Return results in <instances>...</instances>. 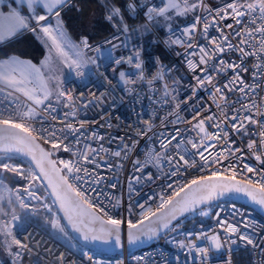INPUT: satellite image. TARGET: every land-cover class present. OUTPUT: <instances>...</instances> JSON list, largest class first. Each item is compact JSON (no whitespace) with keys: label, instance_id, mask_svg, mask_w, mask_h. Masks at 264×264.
<instances>
[{"label":"built area","instance_id":"built-area-1","mask_svg":"<svg viewBox=\"0 0 264 264\" xmlns=\"http://www.w3.org/2000/svg\"><path fill=\"white\" fill-rule=\"evenodd\" d=\"M204 2L207 3L206 0ZM231 2L226 0L213 8H222L225 4ZM244 3V0H239ZM133 4L135 11L129 9L128 5ZM0 6H8L5 0ZM148 6H162L161 0H125V10L133 18H139L145 23L155 37L157 42L162 47L165 58L158 53L144 54L143 46L140 42L127 43L126 32L117 30L111 36L105 38L103 41L90 46L85 52H94L93 48L96 46H107L115 43H121L120 46L111 50V58L99 56L96 64H88V68L84 70L83 77L74 76L69 80L63 82V87L66 91L71 92L74 103L69 108H64L63 104H53L57 108L56 113L49 112L48 114H39L32 122V127L39 133L42 128H60L62 125L52 120V116H56L58 120H63L67 123H72L75 127H80V122H86L84 127L80 130L81 142L75 143V138L68 133V139L65 140L73 151L81 152L86 149V145H91L99 149L101 146L108 149V153L99 152L96 155V162L100 165L95 167L93 163H84L79 161L78 156H73L72 152H65L61 149H52L50 145L44 144L42 140L39 142L47 149H51V155L57 162L72 161L79 163L81 167H86L93 173V176H98L99 183L93 182L92 177H86L89 183L84 184V189L87 195L91 198L92 203L100 207L103 212L98 213L103 218V213H107L114 219L121 221V228L124 230L128 227V222L131 220L136 222L140 219L142 209L140 204L155 208L160 201V196L165 197L172 194L177 188L193 178L210 175L211 171L217 170L224 174V168L230 164H235L236 167L232 169L237 172L238 179L251 177L254 180H259L260 176H252L244 170V163L249 164L258 171L264 170V165L258 163L255 155L260 154V125H251L248 121L243 120V124L248 129V134L242 129L239 133L235 132L231 127V117L237 115L243 116L257 113V107L261 112H264V83L261 80L253 79V72L256 71L254 63L259 62L256 56H249L244 58V67L248 69L247 72H240L245 84L255 85L261 84V87L255 89L253 93L249 90V95L253 96L249 100L244 94L239 91L229 92L224 89V94L229 97L227 103L220 102L221 107H217V103L213 101L211 93L212 86L205 85L197 89L195 95L192 93V88L196 81L193 78L194 74L187 66L189 57L187 53L193 51L184 46L187 38L182 36V29L190 26L194 22L197 15L208 16V13L202 9H198L193 19L187 23L174 27L165 33H159L149 22L146 11ZM259 15V12L255 13ZM211 19V17H209ZM247 21L249 17H244ZM228 23H233L234 29H243L244 24L236 25L233 20H220L219 27L222 32L229 37L230 42L238 44L239 39L234 38V29L225 27ZM259 23V21H258ZM217 26L209 28V37H221V32L216 30ZM200 31L195 34L193 43L200 45H207V40L202 34L203 25H199ZM29 31V30H26ZM87 37H82V39ZM181 38V44H173L172 40ZM259 37H257L258 39ZM88 40V38H87ZM112 41V43H106ZM211 47V45H207ZM249 52L254 49L247 48ZM198 52V49H195ZM139 53V62L141 69H136L134 64L136 62V53ZM132 57L133 64L127 62L128 58ZM222 58L226 61L240 63L241 54L235 51L226 52ZM116 59H121L122 62L117 65ZM193 59H198L195 57ZM162 72V78L153 80V77ZM125 74V78H131L135 82L125 85L121 80L120 73ZM143 73V79L140 78V73ZM233 73L228 70L227 75L220 74L216 76L214 83L216 86L223 88L224 83L229 81ZM152 80V83L149 81ZM179 83H176V82ZM165 86L169 95L165 96ZM175 97V99H173ZM12 97L5 98V94L0 92V113L4 116L9 115L10 111L14 112V108H9V101ZM185 99L187 103H183ZM23 102V97L17 103ZM179 103L180 107L175 106ZM242 104H248L251 108V113L245 112ZM253 104L256 107H253ZM86 105V107H85ZM203 106V108L201 107ZM204 108L208 109L204 111ZM65 112H75V118L71 115L64 116ZM200 113L198 119H203L209 115L216 117L211 122L206 121L205 128L210 134L217 132H227L228 137L224 139H217L213 141L205 140L204 143L208 145V150L204 152L205 157L211 161L214 155L223 154V159L219 163L213 164L211 167L201 166L204 161L196 154V150L188 143L189 140L200 144L203 134L198 129L192 127L197 123V120H192V117ZM174 113V114H170ZM179 119V122L173 124L172 121ZM256 119L264 122V116L258 113ZM147 121V123H145ZM163 121V123H162ZM185 121H191L186 123ZM241 120H237L239 125ZM220 124V128L215 127ZM149 126H151L149 128ZM176 129H179V141H183L177 149V141H173L172 145L167 149L169 154L178 153L176 159L179 160V155H185L189 161H195L196 167H187L180 161L179 171L176 175L170 173L177 171L176 168L168 165L163 161L160 168L149 165L143 172L136 171L133 162L136 160L143 161L146 156L145 153L149 150L153 152H163L160 148L158 137L175 135ZM93 134L102 139H87ZM47 137V133H43ZM250 140H255L257 144L256 153L250 152L247 148ZM231 147H228V145ZM127 145L131 150L127 154L126 159L111 156L112 151L122 150ZM133 145H135L133 147ZM215 145V147H213ZM239 148L240 152L235 155L232 154L233 149ZM203 151V149H201ZM123 156V152H122ZM103 157V159H101ZM237 157L242 159L238 160ZM25 173L29 170V163L22 160ZM109 164L112 165L109 168ZM120 164V167H116ZM66 171V170H65ZM241 173H243L241 175ZM80 175H83L81 173ZM149 175L151 178H149ZM139 178V179H137ZM29 183L28 179H21L15 176L13 184L14 190L22 188ZM36 184L38 194L42 199H45V187H41L38 182ZM74 183H82V181H74ZM115 184V187L112 185ZM172 185V187H168ZM25 201L37 204L38 201H33L26 197ZM50 203L51 200L47 199ZM209 212L208 216H201L197 214H188L175 224H179L178 229L182 225L189 224V229L181 232L178 235H169L174 232L166 230L161 236L150 242L148 245L134 250L123 249L116 255H102L94 252L88 248L83 247L77 249L75 245L60 235H57L52 229L45 230L42 226L35 223L30 217L23 215L19 217V222L13 229L17 239L28 245L31 252L21 250L24 253L22 264H59L56 257L61 253L65 256V264H224L226 260L231 259V264H264V253L260 249H254L252 246H245L244 242L237 239L236 244L229 245L225 241L227 239L226 233L218 224L216 213H220V219L227 222L238 224L242 218L249 221L250 227L248 229L241 228L242 232H247L256 239L257 243H261L264 247V242L261 237L264 236V219L261 218L253 209L231 201H220L203 207ZM234 211H238L241 215H233ZM7 219H10L8 217ZM177 229V230H178ZM190 234V235H189ZM197 234H201V239L197 240ZM217 235L221 239L223 247L220 251L212 248L207 236ZM176 238V239H175ZM235 238V237H232ZM0 237V242L3 241ZM184 242L185 245L194 244L196 247H206L208 251V259L205 261L202 257L197 256L195 250L188 247L180 248L179 243ZM231 250V251H229ZM13 251L15 249L13 248ZM88 251L92 260L83 256V252ZM0 264H13L11 256L3 246L0 248Z\"/></svg>","mask_w":264,"mask_h":264},{"label":"snow or ice","instance_id":"snow-or-ice-1","mask_svg":"<svg viewBox=\"0 0 264 264\" xmlns=\"http://www.w3.org/2000/svg\"><path fill=\"white\" fill-rule=\"evenodd\" d=\"M70 3L71 0H14V3L8 5V11L0 10V43L16 36L22 30L36 31V28H39L40 32L51 42L50 53L54 51L60 64L71 72H75L77 77H83L85 75L84 68L88 64H96L97 58L86 55L85 50L90 48L87 38L82 39L80 44L73 43L64 30L60 19L61 11ZM2 4L3 0H0V5ZM161 5L147 7L146 15L148 20L151 21L157 17H162L165 21H169L172 19V14L183 16L196 9H202L208 13V16H195L194 22L181 30L182 36L187 38L184 46L188 49H193L192 52L187 53L189 57H192L187 60V66L194 74L193 78L196 81L195 86L192 88L193 95L200 87L210 85L213 89L211 97L217 103L218 108L221 107V101L227 103L229 100V97L224 94V89L229 92L239 91L249 100H252L253 96L249 95V90L254 93L256 88L261 87V84H245L240 72L248 71L244 67V58L256 56L259 62L254 63L256 71L253 72V79L261 80L264 83V0H244V3H240L239 0H231L222 8L210 7L204 0H196V2H191V0H161ZM25 6L28 14H24L21 10ZM128 7L135 11L133 4H129ZM257 10L259 15H255ZM246 16L249 19L244 21L243 18ZM53 17L56 19L55 27L50 23ZM116 17L120 19L113 26L118 30L127 32L128 27L123 23V16L119 8H113L108 19L113 21ZM227 19L233 20L236 25L242 23L245 25L243 29H234L233 23L225 25L228 29H234V38L239 39L238 44L231 43L229 37L218 26L220 20ZM32 21L35 22V27L32 26ZM201 24L203 25L202 34L207 40V45H211V47L192 42L195 40V34L200 31L198 26ZM212 26H217L216 30L221 32L220 38L209 37V28ZM257 37L259 38L257 39ZM182 42L181 38L171 41L173 44H181ZM106 43H112V41H106ZM244 46L254 49V51L249 52ZM112 47L115 48L117 45L113 44ZM195 49H198V52ZM92 51L99 53L101 56L106 55L111 58V52L102 50L101 46H96ZM228 51L240 53V63L224 60L222 56ZM195 57H198V59H193ZM121 62V59L115 60L117 65ZM127 62L133 64L132 57H129ZM42 64L43 67H36L29 61H21L17 58L0 62V92L5 94V98H13L9 101L8 107L14 108V112L10 111L7 116L0 113V216L10 217V219H0V237L4 238L2 241L3 246L8 255L11 256L13 264H22L24 253L21 250L31 252L28 245L17 239L13 232L20 219L15 211L16 204L21 208L29 207L25 202V195L21 194L22 192L26 194L27 198L40 202L42 208L51 214V226L54 230L68 236L70 234L67 229L70 228L73 233H77L80 239L85 242L100 241L108 244L110 239L114 238L117 247L121 243V221L108 216L107 213H103V218L101 215H97V213H102L103 210L92 203L91 198L84 189V184L89 183L86 177H92L95 183H99L100 178L93 176V173L88 168L81 167L79 163H73L72 161L60 160V166L58 167L56 161L49 159L53 153L46 151L37 143V141L42 140L44 144L50 145L52 149L59 150L62 148L65 152H72L73 156H78L79 161L93 163L97 168L100 165L95 163L96 155L94 154L109 152L108 149L102 146L97 149L91 145H86L84 151L76 152L73 151L69 144L65 143V140L68 139V133L75 138L76 144L81 142L79 133L86 123L83 121L80 122V127L77 128L72 123L58 120L56 116H52V120L62 125V127H44L39 133L32 127V122L37 115L57 112V108L53 107L54 103L63 104L64 108H69L74 103L71 92L64 89L61 76L56 74L57 68L51 64V56L46 58ZM134 67L141 69L138 52L136 53ZM228 70L233 73L232 78L224 83L223 88L216 86L214 83L216 76L222 73L227 75ZM162 72L163 69L161 73L153 77V80L161 79ZM120 77L125 85L135 82L131 78H125L123 72L120 73ZM140 78L143 79L142 72L140 73ZM149 83H152V80ZM176 83L179 82L177 81ZM167 95L169 93L167 92V86H165V96ZM20 97H23V102L17 103ZM182 102L187 103L188 100L185 99ZM175 107L179 109V103ZM201 107L203 108V106ZM242 107L245 112L251 113V108H249L248 104H242ZM253 107H256V105L253 104ZM207 110L204 108V111ZM257 113L264 116V112H261L258 107ZM257 113L241 118L237 111V115H233L230 118L232 121L231 127L237 133L243 129L245 134H248V129L243 124V120L248 121L251 125H260V154L255 155V159L258 163L264 165V122L255 118ZM69 115L75 118V112L64 113L65 117ZM199 116L200 113L197 112L192 117V120H197V123L193 124L192 127L203 134L201 143L197 144L192 140H189L188 143L192 145V148L196 150V154L204 161L201 166L203 170L204 167H211L224 158L221 153L214 155L209 161L204 155V152L208 150V145L204 141L224 139L228 137V133L217 132L210 134L205 128V123L206 121H213L216 117L209 115L203 119H198ZM179 119L178 117L172 123H178ZM237 120H241L239 125L236 123ZM185 122L191 123V121ZM215 127L220 128V124H216ZM43 133H47V137ZM179 135V129H176L175 135L158 137L160 148L164 149V151L153 152L149 150L145 153L146 158L143 161L136 160L133 162L135 170L143 172L149 165L160 168L163 161L177 169L170 175L177 174L181 166L180 161L187 167H196L195 161H189L185 155H179V160L177 161L178 153H168L167 149L172 145L173 141H177L176 147L179 149L180 143L183 142L178 140ZM87 139L99 140L102 137L93 134L92 137H87ZM228 147H231V145L229 144ZM247 148L250 152L256 153V141L250 140ZM130 150L125 145L122 150L112 151L109 154L117 158L126 159ZM238 152H240V149L237 147L233 149L232 154L235 155ZM21 158L30 162L27 173H25ZM237 159L240 160L242 158L237 157ZM108 166L109 168L112 167L111 164ZM116 167H120V164H117ZM235 167V164H230L224 168V174L213 170L210 175L191 179L186 184L177 187L171 195L167 197L161 195L160 201L155 208L148 207L147 210H144L145 205L140 204L139 207L142 209L140 219L136 222L131 220L128 222V242L135 244L141 236L152 238L160 230L176 231L179 224H174L173 222L179 221L180 217L188 213L208 216L209 212L204 210L202 205L224 196L225 193H242L252 204L264 209V170L258 171L249 164L244 163V170L252 174V176L259 175L260 179L257 181L251 177H245L243 180H239L236 178L237 172L232 170ZM5 173H14L21 179H28L29 183L22 188L12 190L4 183L5 177L3 174ZM81 173L83 175H80ZM149 178H151L150 175ZM74 181H82V183L77 184ZM33 182H38L41 187L46 184L45 199H42L41 195L38 194L36 184ZM112 187H115V184ZM168 187L171 188L172 185H168ZM182 193L183 195H181ZM47 199H50L51 203L46 202ZM5 202L8 208H5ZM233 215L241 214L238 211H234ZM216 217L218 224L226 233L227 239L225 242L227 244H236L238 239L244 242L245 246L250 245L264 253V247H262L261 243H257L252 235L241 231V228L248 229L250 227L248 219L242 218L238 224H234L220 219L219 212L216 213ZM62 221H66V224ZM146 221L148 223L145 227ZM72 238L74 239L75 237ZM196 239H201V234H197ZM207 240L216 251H220L223 247L221 239L217 235L207 236ZM261 241L264 242V236L261 237ZM179 247L182 249L188 247L191 250H195L197 256L202 257L205 261L208 259L209 249L206 247H196L191 243L185 245L182 241L179 243ZM13 248L15 251H13ZM83 256L92 260V256H90L88 251H84ZM56 259L59 264H65L63 253ZM224 264H231L230 257Z\"/></svg>","mask_w":264,"mask_h":264},{"label":"trees","instance_id":"trees-1","mask_svg":"<svg viewBox=\"0 0 264 264\" xmlns=\"http://www.w3.org/2000/svg\"><path fill=\"white\" fill-rule=\"evenodd\" d=\"M224 1L226 0H222V2ZM113 8H119L121 10L123 23L126 24L128 28H133L142 23L139 18H133L126 12L125 0H71V3L61 11L60 19L62 20L63 27L74 41H78L85 36L88 38L89 43L95 45L118 30L113 25L115 22H118L120 18L116 17L113 21L108 19L110 11ZM197 12L198 9L194 15H196ZM92 14L94 16L91 18ZM194 15L185 17L182 24L191 21ZM134 41L142 44L144 54L158 53L162 58H165L162 47L150 31L142 38H136ZM42 54L43 50L41 45L38 43L35 36L28 32L0 45V59L10 55H18L37 62ZM48 150L50 151V149ZM22 163L24 162L22 161ZM10 174L11 173L7 174L5 179L7 183L12 186L15 180ZM189 226V224L182 225L180 229L167 236L173 234L178 235L186 229H189Z\"/></svg>","mask_w":264,"mask_h":264},{"label":"rangeland","instance_id":"rangeland-1","mask_svg":"<svg viewBox=\"0 0 264 264\" xmlns=\"http://www.w3.org/2000/svg\"><path fill=\"white\" fill-rule=\"evenodd\" d=\"M206 1L210 6H216L222 2V0H206ZM191 2H196V0H191ZM196 11H197V9L194 10L193 12H189L187 15H183V16H177V15L172 14V19L169 21H165L162 17H157L154 20H151V21L149 20V22L159 33L163 34L164 32L182 24L185 17H190L191 15H194ZM93 16L94 15L92 14L91 18ZM148 31H149V29H148L147 25L143 22L141 24L134 26L133 28H128V31L126 32L127 35H126L125 42L133 43V42H135L134 40L136 38H142L145 34L148 33ZM162 31H163V33H162ZM32 34L35 36V38L38 40V43L42 47V50H43L42 56L39 58V60L37 62H34V61L27 59V58H19L18 57L17 59H19L21 61H29L33 65H35L36 67H43L42 62H44L46 60V58H49L51 56V64L57 68L56 74L61 76V79L63 82H65L66 80H69L72 77L76 76L75 72H71L68 68L64 67L62 64L59 63V60L56 57V54L54 51H52L50 53L49 50L51 48V42L48 41L47 37L44 36L41 38L39 35L40 33H37V31H32ZM120 44L121 43H115V45H117V47L120 46ZM112 45L113 44L103 46L102 50H107V51L111 52V50L117 48V47L113 48ZM86 55L89 57H96L97 59L100 56V54L96 53V52H86ZM87 68H88V65H87V67L84 68V70H86ZM50 151H51V149H50ZM7 174H9V173L3 174L4 177ZM10 175H12L14 180H15L16 175L14 173H11ZM4 183H6L10 189L14 190L13 185L11 186L9 183H7L6 179H4ZM13 200H14V197H13ZM25 202L29 205L28 208H21L18 204H16V206H15L16 214L19 217H22L23 215H25L26 217H30L35 223L42 226L45 230L52 229L57 235H60L64 239L73 243L77 249L83 248L81 244H79L75 239L72 238V236L68 232V230H67V232L70 235L66 236V235H64V234H62V233H60V232H58L52 228V226H51V214L42 208V206L40 205V202H38L37 204H32L31 202H27V201H25ZM46 202H48V201L46 200ZM4 206H5V208H8V205L6 202H5ZM7 218L8 217L0 216V219H7ZM1 245H2V242H0V248H1Z\"/></svg>","mask_w":264,"mask_h":264},{"label":"water","instance_id":"water-1","mask_svg":"<svg viewBox=\"0 0 264 264\" xmlns=\"http://www.w3.org/2000/svg\"><path fill=\"white\" fill-rule=\"evenodd\" d=\"M37 143H39L40 146L42 148H44L46 151H49L39 141H37ZM21 159L23 160V158H21ZM49 159L54 160V158L52 156H50ZM26 162L30 163L29 161H26ZM239 180H242V179H239ZM44 187L46 188V184H45ZM48 191H50V190H48ZM181 195H183V193ZM220 201H231V202H235V203H238V204H241V205H244V206H248L251 209H253L261 218L264 219V209H260L259 206L252 204V202L249 201L248 198L246 196H244L242 193H234V192L225 193L224 196L219 197V198L215 199L214 201H212V202H210L208 204L202 205V208L207 206V205H210V204H213V203H216V202H220ZM188 214H190V213H188ZM188 214H186L185 216H187ZM97 215H98V213H97ZM185 216L180 217L179 220H181ZM61 217H62V214H61ZM62 222L66 224V221H62ZM176 222H178V221H174L173 223L175 224ZM147 223L148 222L146 221L145 222V227L147 226ZM67 230L71 234V236L75 237L74 239L79 244H81L83 247L88 248V249H90V250H92L94 252H97L99 254H102V255H116V254L120 253L123 249L134 250V249H137V248H141L143 246L148 245L150 242H152L153 240H155L156 238L161 236L166 231V230H160L152 238H149L148 236H141L140 239L135 244H130L128 242V231H129L128 227L126 229H124V230L121 228V243H120V246L117 247L116 244H115L114 238H111L110 242L108 244H104V243H102L100 241L85 242L82 239H80V237H79V235L77 233H73L70 228H68Z\"/></svg>","mask_w":264,"mask_h":264},{"label":"crops","instance_id":"crops-1","mask_svg":"<svg viewBox=\"0 0 264 264\" xmlns=\"http://www.w3.org/2000/svg\"><path fill=\"white\" fill-rule=\"evenodd\" d=\"M5 1H6V3H7L8 5H9L10 3H14V0H5ZM0 10L8 11V6H0ZM21 10H22V12H23L24 14H28V11H27L26 6L23 7ZM50 23L52 24L53 27H55V25H56V19H55L54 17L51 18ZM32 26L35 27V22H34V21H32ZM64 30L66 31L65 28H64ZM36 31H37V33H40L39 35H40L41 38L44 37L43 33L40 32L39 28H36ZM25 32H28V33H31V34H32V31H30V30H29V31L22 30V31L19 32L16 36H14V37H12V38H10V39H8V40H5L4 42L0 43V45H2L3 43H6V42H8V41H10V40H12V39L18 37V36H20L21 34H23V33H25ZM66 33H67V31H66ZM67 35H68V37L71 39V41H72L73 43L79 42V40H78V41H74V40L70 37V35H69L68 33H67ZM37 41H38V40H37ZM18 57H19V58H23V57H20V56H18V55H10V56H8V57H6V58H1V59H0V62H3V61H5V60H9V59H11V58H18ZM27 59H28V58H27Z\"/></svg>","mask_w":264,"mask_h":264}]
</instances>
